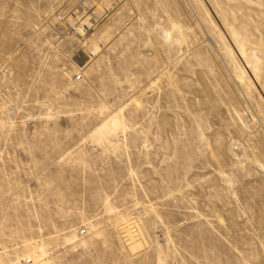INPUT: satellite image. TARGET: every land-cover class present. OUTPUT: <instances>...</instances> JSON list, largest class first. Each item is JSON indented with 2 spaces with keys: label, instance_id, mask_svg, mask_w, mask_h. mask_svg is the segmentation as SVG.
<instances>
[{
  "label": "rangeland",
  "instance_id": "obj_1",
  "mask_svg": "<svg viewBox=\"0 0 264 264\" xmlns=\"http://www.w3.org/2000/svg\"><path fill=\"white\" fill-rule=\"evenodd\" d=\"M33 254L264 264V0H0V264Z\"/></svg>",
  "mask_w": 264,
  "mask_h": 264
},
{
  "label": "bare ground",
  "instance_id": "obj_2",
  "mask_svg": "<svg viewBox=\"0 0 264 264\" xmlns=\"http://www.w3.org/2000/svg\"><path fill=\"white\" fill-rule=\"evenodd\" d=\"M89 36V35H88ZM88 39V38H87ZM139 106V105H138ZM123 234L126 238V243L123 248V246L121 245V247L123 249H125V251L129 254V255H136L138 254L140 251H142L146 246H147V241L144 238V234L142 232L143 229L140 228V226L136 223V222H132L129 223V220H126L125 223L123 224ZM136 228V229H134ZM85 234V232H83ZM83 233H81L82 235H84ZM92 236V235H91ZM122 236V235H121ZM84 236L81 237V239L77 240L75 239L72 242V246H76V244L78 243V241H81L83 243L84 246H86V242L84 240ZM43 251V250H41ZM37 255V254H36ZM31 257H34L35 254L30 255ZM29 256V258H30ZM52 256H43L41 258L34 257V260L36 258H39V260L35 261L36 264H54L52 258ZM27 259L26 261L23 260V264H34L31 259Z\"/></svg>",
  "mask_w": 264,
  "mask_h": 264
}]
</instances>
